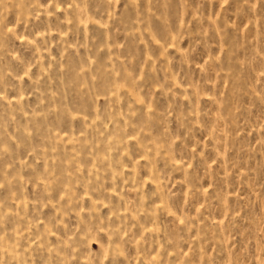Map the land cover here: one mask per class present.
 <instances>
[{"label":"rangeland","instance_id":"obj_1","mask_svg":"<svg viewBox=\"0 0 264 264\" xmlns=\"http://www.w3.org/2000/svg\"><path fill=\"white\" fill-rule=\"evenodd\" d=\"M0 264H264V0H0Z\"/></svg>","mask_w":264,"mask_h":264}]
</instances>
